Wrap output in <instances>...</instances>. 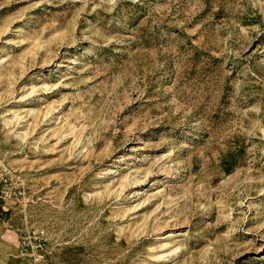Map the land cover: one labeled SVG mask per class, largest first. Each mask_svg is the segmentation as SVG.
I'll return each mask as SVG.
<instances>
[{
  "label": "rangeland",
  "instance_id": "1",
  "mask_svg": "<svg viewBox=\"0 0 264 264\" xmlns=\"http://www.w3.org/2000/svg\"><path fill=\"white\" fill-rule=\"evenodd\" d=\"M0 264H264V0H0Z\"/></svg>",
  "mask_w": 264,
  "mask_h": 264
}]
</instances>
